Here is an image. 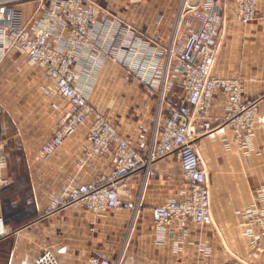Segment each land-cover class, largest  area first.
<instances>
[{"label": "crops", "instance_id": "crops-1", "mask_svg": "<svg viewBox=\"0 0 264 264\" xmlns=\"http://www.w3.org/2000/svg\"><path fill=\"white\" fill-rule=\"evenodd\" d=\"M92 1L121 21L119 40L132 27L138 37L153 46L164 50L170 45L178 0ZM214 1L224 17L214 73L241 79L249 98L264 97V20L244 26L238 21L234 0ZM37 6L33 2L24 7L27 23L33 24L38 17ZM259 12L264 14V0H259ZM76 72L79 85L89 91V101L139 153L145 154L167 115L161 112L160 92L111 57L102 65L81 59ZM0 105L14 123L0 125V143L9 157L2 174L10 179L0 192V217L7 227V234L0 237V264H36L44 249H51L60 264H88L92 248L106 252L113 264L120 260L121 264H224L234 255L250 264H264V255L254 254L253 240L246 234L239 213L264 184V100L245 149L237 147L229 125H221L199 141L211 185L214 222L205 227L191 225L179 249L174 239L157 245L152 230V210L181 190V166L176 155L154 165L155 175L145 191L140 175L129 177L119 211L94 216L82 206L71 205L48 214L53 192L61 190L70 178L77 177L83 183L110 172L113 155L88 159L87 130L82 128L67 139L53 160L40 159L39 148L65 114L68 102L55 92L53 82L38 64L24 58L3 60ZM227 105L225 94L215 96V123L225 115Z\"/></svg>", "mask_w": 264, "mask_h": 264}, {"label": "built area", "instance_id": "built-area-1", "mask_svg": "<svg viewBox=\"0 0 264 264\" xmlns=\"http://www.w3.org/2000/svg\"><path fill=\"white\" fill-rule=\"evenodd\" d=\"M33 2L38 4V17L29 24L24 7ZM234 2L242 25L264 20L259 0ZM216 7L214 0H178L174 35L163 50L143 41L132 27L119 40L121 21L92 0H0V64L9 54L18 53L28 62L42 66L55 92L68 102L65 114L39 148L40 159L53 160L67 139L82 128L87 130L88 159L113 155L110 172L83 183L77 177L70 178L61 190L53 192L48 214L71 205L82 206L94 216L119 211L124 205L122 191L127 188L129 177L140 175L145 191L155 175L154 165L176 155L181 166V190L175 198L152 210L154 242L162 245L174 239L179 249L191 225L205 227L214 222L211 185L198 143L221 125H229L237 147L245 149L264 100L263 96L249 98L241 79L214 73L224 21ZM110 57L160 92L161 112L167 115L145 154L131 145L109 117L89 101V91L79 85V60L91 59L102 65ZM176 86L179 91H174ZM219 93L227 96L228 105L225 115L215 123L212 111ZM8 164V154L0 143V192L10 184V179L2 174ZM239 213L244 218L246 234L253 240L254 254L264 255V184ZM6 234L7 227L0 217V237ZM36 264L60 261L51 249H44ZM88 264L113 262L102 249L92 248ZM224 264L250 263L234 255Z\"/></svg>", "mask_w": 264, "mask_h": 264}, {"label": "rangeland", "instance_id": "rangeland-1", "mask_svg": "<svg viewBox=\"0 0 264 264\" xmlns=\"http://www.w3.org/2000/svg\"><path fill=\"white\" fill-rule=\"evenodd\" d=\"M9 57L26 59L24 56L18 53H11L5 59ZM0 125H5L8 127L14 125L11 115L6 111L5 107L1 105H0ZM234 135L235 133L233 132L232 139H234Z\"/></svg>", "mask_w": 264, "mask_h": 264}]
</instances>
